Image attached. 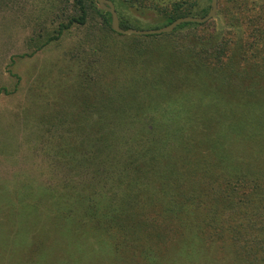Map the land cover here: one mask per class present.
<instances>
[{"label":"trees","instance_id":"16d2710c","mask_svg":"<svg viewBox=\"0 0 264 264\" xmlns=\"http://www.w3.org/2000/svg\"><path fill=\"white\" fill-rule=\"evenodd\" d=\"M112 1L123 28L141 27L134 14L147 17L148 10L156 12L149 27L155 28L210 9L200 0ZM60 4L72 12L39 38L37 50L74 26L86 25L92 8L103 30L123 35L113 30L111 13L95 0H52L51 8ZM235 6L230 28L215 29L208 41L194 36L197 27L208 29L207 22H183L165 34L128 36L159 39L188 31L187 45L168 50L181 68L178 79L187 84L174 83L176 92L167 99L179 102L185 91L198 95L186 97L185 103L169 102L167 109L188 105L189 118L162 126L164 134L154 124L133 126L144 128L132 144L129 135H122L129 142L125 147L113 134L115 127L131 131L130 123L102 119L113 113L114 104L100 105L101 116L90 123L100 132L88 140L83 137L84 109L77 108L75 135L58 146L52 159L55 167L67 165L66 181L73 183L52 189L54 199L42 200L39 191L34 201L20 205L0 201L1 264H264V97L259 93L264 90V5L243 0ZM256 68L261 70L253 72ZM56 105L51 111L59 120L65 111ZM197 109L205 111L207 120L193 118ZM61 141L46 138L42 144L47 150ZM65 231L76 245L63 249L69 256L62 258L51 239Z\"/></svg>","mask_w":264,"mask_h":264},{"label":"rangeland","instance_id":"374dc122","mask_svg":"<svg viewBox=\"0 0 264 264\" xmlns=\"http://www.w3.org/2000/svg\"><path fill=\"white\" fill-rule=\"evenodd\" d=\"M240 1L243 0H218L215 16L206 21L208 29L197 27L195 38L208 41L213 39L212 35H208L215 34V29H229L237 16L235 4ZM249 1L257 6L264 5V0ZM51 2L0 0V201L16 205L23 204V201H34L39 191L44 194L42 200H49L55 198H51L52 189L70 188L68 185L73 181H66L65 175L69 168L63 163L53 166L52 159L58 155H55L59 152L58 146L69 136L75 135L72 126L76 123L77 108L84 109L86 117L82 122L86 128L83 137L88 140L97 137V132H100L90 127L91 121L95 122L101 116L100 105L114 104L113 113L102 119L107 123H130L131 131L115 127L117 129L113 135L118 144L126 143L123 136L129 135L132 144L134 141L131 139L141 135L144 128L133 126L144 123L149 127L154 124L157 127L155 131L164 134L163 127L171 123L177 125L189 118L186 115L188 105L173 104L178 105V108L167 109L169 102L185 103L186 97L198 95L197 91H189V94L185 91L181 93L179 102L167 99V94L176 92L174 83L187 84L185 80L178 79L177 72L181 68L175 64L174 53L168 50L187 45L189 42L184 36H187L188 31L161 35L159 39H132L128 36L134 34L118 35L103 30L101 18L92 8L86 25L74 26L59 40L37 50L39 38L55 30L58 22L66 18L62 16L72 12L69 8L63 10L61 4L52 9ZM95 2L100 9L105 10L99 6L98 0ZM200 2L201 5L211 4V0ZM155 14L153 10L147 11V17L134 14L140 19L139 24L142 26L139 28L152 26ZM167 56L170 57L166 59ZM209 66L213 68L211 64ZM246 69L250 70L249 65ZM259 70L256 68L253 72ZM79 92L86 94L88 99L83 100ZM259 93L264 97V90L260 89ZM53 105L61 106V110L65 111L62 119L58 120L51 111ZM197 111L198 115L194 119L207 120L204 110ZM40 130L39 137L37 133ZM46 138H62V141L59 144L51 143L46 150L42 144ZM129 142L125 147L129 146ZM29 191L32 192L31 197ZM7 216L8 213L2 220ZM75 217L71 215L70 219ZM1 233L4 230L0 226ZM64 233L54 235L51 239V244L62 251V258L69 256L63 249L70 250L76 245L71 240L72 235L66 234V231ZM72 253L79 256L74 251ZM100 257L105 262L109 258L108 255Z\"/></svg>","mask_w":264,"mask_h":264},{"label":"water","instance_id":"95a60500","mask_svg":"<svg viewBox=\"0 0 264 264\" xmlns=\"http://www.w3.org/2000/svg\"><path fill=\"white\" fill-rule=\"evenodd\" d=\"M99 6L109 11L112 15V28L121 34H136V35H148V34H161L165 32L173 31L178 25L183 22H198L204 23L215 16L218 9V0H211L209 11L203 16L185 15L180 16L172 22L155 28H123L120 24L118 12L115 4L112 0H98Z\"/></svg>","mask_w":264,"mask_h":264}]
</instances>
